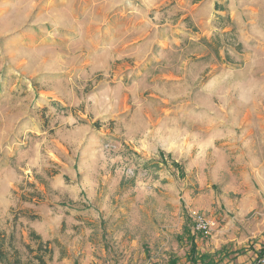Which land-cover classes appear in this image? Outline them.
<instances>
[{
  "label": "rangeland",
  "instance_id": "rangeland-1",
  "mask_svg": "<svg viewBox=\"0 0 264 264\" xmlns=\"http://www.w3.org/2000/svg\"><path fill=\"white\" fill-rule=\"evenodd\" d=\"M202 1L0 0V123H30L0 149L15 179L0 264H191L186 224L205 249L199 264L258 259L264 0H210L219 56L206 68L189 55L185 78L117 56L150 30L190 24ZM194 211L216 222L210 235L193 232Z\"/></svg>",
  "mask_w": 264,
  "mask_h": 264
},
{
  "label": "crops",
  "instance_id": "crops-1",
  "mask_svg": "<svg viewBox=\"0 0 264 264\" xmlns=\"http://www.w3.org/2000/svg\"><path fill=\"white\" fill-rule=\"evenodd\" d=\"M210 4V0H203L199 7L198 11L192 13L190 22L192 25L196 26L197 29L193 26L191 28V23L187 24L182 20L178 21L176 24L171 22L172 24H166L163 27H167L165 30H150L146 33L141 39L134 40L128 45H125L123 49H121L117 56L118 58H133L137 60V63L141 65V70H157L162 68L165 71L161 78L164 80H170V77H173L172 69L178 66V71L180 75L186 77V74H181L185 69L182 66L184 65L191 54L198 55L197 59L200 62H203L205 67L213 65V61L217 58V54L219 53L212 50V35L213 31L216 30L214 23L215 21L211 16L206 15V11L209 9V5L204 7L205 5ZM204 11V12H203ZM205 13V14H204ZM194 23V24H193ZM159 47V50L157 49ZM191 47H194L191 49ZM220 52V51H219ZM142 72L138 73V84L142 81L143 77H139ZM146 76V75H145ZM179 77V76H178ZM137 78V79H138ZM158 78L154 76L151 78V81L156 83ZM148 80V79H146ZM143 87L141 85L140 89ZM142 90V89H141ZM169 98V97H168ZM171 99V98H169ZM30 123L27 122V117H21L18 114V117L14 119L12 122L10 129H5L2 127L0 123V149L3 147L6 148V144L11 143V140H15L18 135V132H27V126ZM35 125V124H34ZM37 127V126H36ZM36 133H39L36 128ZM32 130L31 132H35ZM7 140H4L5 134H8ZM14 143L13 145H15ZM11 166L9 161L0 160V209H7L8 207V193L10 188L12 187V183L15 181L14 178H10ZM258 196L250 198L248 201L246 200L245 205L242 208L238 209L240 221H244V217L250 212L253 211L257 206ZM218 206L224 207L225 209L233 208L234 205L232 201L229 199L222 197L221 201H218ZM211 220V218H210ZM197 238L196 243L199 246L201 252H205L204 247L200 248L201 244Z\"/></svg>",
  "mask_w": 264,
  "mask_h": 264
},
{
  "label": "trees",
  "instance_id": "trees-1",
  "mask_svg": "<svg viewBox=\"0 0 264 264\" xmlns=\"http://www.w3.org/2000/svg\"><path fill=\"white\" fill-rule=\"evenodd\" d=\"M215 50H216V52H218L219 53V48H218V46L217 45H215ZM188 227V225L186 224L185 226H184V233H183V237L181 238V237H178V239L179 240H182V239H184V238H186L187 239V241H188V244L190 245V249H189V252L187 253V260H186V262H188V263H191V264H199V260L200 259H198L197 258V254H198V252H197V243H196V237H195V235H192L191 233H192V231H189V229L187 228ZM36 236V235H35ZM36 238L38 239V240H40V237H38V236H36ZM39 248H41V245H40V247ZM222 252H223V250H222ZM240 253H244V251H240ZM220 255H221V253H219ZM218 254V255H219ZM258 259L254 262V263H252V264H261V262L263 261V259H264V246L262 247V249L258 252ZM38 260H39V264H46L45 263V259L43 258V257H36ZM200 258H201V260H202V264H203V262H205V261H208V264H212L213 263V259H212V257H209L208 258V256L207 255H200ZM223 261V259H220V262H222ZM0 262H2V263H5L6 262V258H5V255H4V253H3V250H2V246H1V243H0ZM16 263L17 264H19V261H17L16 260ZM178 263V261L177 260H172V261H170V264H177Z\"/></svg>",
  "mask_w": 264,
  "mask_h": 264
},
{
  "label": "built area",
  "instance_id": "built-area-1",
  "mask_svg": "<svg viewBox=\"0 0 264 264\" xmlns=\"http://www.w3.org/2000/svg\"><path fill=\"white\" fill-rule=\"evenodd\" d=\"M191 216L194 219V233L210 235L212 230H214V227H216V222L207 219L205 216L199 214L196 211L192 212Z\"/></svg>",
  "mask_w": 264,
  "mask_h": 264
}]
</instances>
